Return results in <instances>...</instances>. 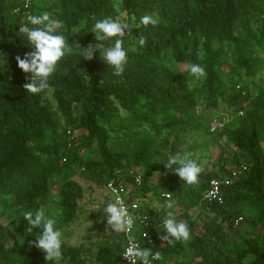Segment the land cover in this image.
Masks as SVG:
<instances>
[{"label": "trees", "instance_id": "16d2710c", "mask_svg": "<svg viewBox=\"0 0 264 264\" xmlns=\"http://www.w3.org/2000/svg\"><path fill=\"white\" fill-rule=\"evenodd\" d=\"M42 11L60 21L68 51L50 89L32 94L15 57L35 51L19 28ZM144 15L156 23L140 25ZM133 16L121 74L99 50L82 57V48L112 43L96 39L97 20ZM189 63L205 77L195 81ZM212 147L216 162L202 166ZM177 153L201 166L197 183L164 168ZM76 177L130 190L145 217L131 238L161 253L153 264H264V0H0V264H121L124 233L98 248L63 243L50 262L30 243L38 229L27 232L24 214L47 198L60 230L75 221L84 197ZM169 201L188 240H161Z\"/></svg>", "mask_w": 264, "mask_h": 264}, {"label": "clouds", "instance_id": "9594fccd", "mask_svg": "<svg viewBox=\"0 0 264 264\" xmlns=\"http://www.w3.org/2000/svg\"><path fill=\"white\" fill-rule=\"evenodd\" d=\"M25 19L26 22L19 28V33L26 35L35 51L25 53L23 57L16 56L15 59L17 67L22 72L31 74L30 82L23 85L24 89L28 93L36 94L50 89L49 80L68 51V44L65 36L56 31L60 27V21L54 19L49 12L26 14ZM131 19V24L112 17L97 20L91 28V31L96 34V39L105 42L112 41V43L110 46L98 44L82 48V57L85 60H91L94 52L99 50L103 61L113 67L115 74H121L128 54L122 37L128 34L134 26H138L135 25V17ZM155 23L156 21L150 15L141 16L139 20V24L144 26ZM136 43L144 46L145 37L139 36ZM186 70L195 81L206 75L204 67L198 63L187 64ZM163 166L167 170L174 171L183 182L189 185L198 182L202 171L201 166L195 160L182 157L178 153L169 155ZM137 182L139 183V179ZM108 187L111 188V184ZM113 191L116 190L113 189ZM120 201V196L109 200L101 209L102 217L106 221L107 228L115 233H128L134 226L135 218L129 214ZM164 207L166 212L162 217V228L165 235L161 236V240L168 244H171L173 240H188L190 232L186 223L177 221L174 217L172 211L174 202L169 201ZM24 219L28 225L27 232L31 233L33 229H38L36 239L30 243L43 251L48 262L58 261L62 257L63 234L57 227L55 216H46L44 209L40 208L25 212ZM123 257L129 261V264H137V262L153 264V261L161 259V253L142 248L134 240H129Z\"/></svg>", "mask_w": 264, "mask_h": 264}, {"label": "rangeland", "instance_id": "374dc122", "mask_svg": "<svg viewBox=\"0 0 264 264\" xmlns=\"http://www.w3.org/2000/svg\"><path fill=\"white\" fill-rule=\"evenodd\" d=\"M223 113L224 118L230 114V112L227 111ZM219 153L220 152L218 148H209L208 152L204 153L205 156L202 158V166L207 162L215 163ZM200 155L201 153H198L197 157ZM75 180L83 186L84 197L83 201L81 202V210L78 213L75 221L67 228L61 229L63 234V243L73 246L90 241L94 248L106 245L109 243L110 239H116L120 233H115L109 228L103 230L106 221L102 217L101 209L107 200L105 190L102 188H96L94 184H90V182L81 177H76ZM41 208L44 209L47 216H55V218L59 216L60 210L52 198L43 200L41 202ZM198 214V212L193 213L195 217H198ZM1 221L2 220H0V223ZM35 239L36 237L34 240Z\"/></svg>", "mask_w": 264, "mask_h": 264}, {"label": "built area", "instance_id": "2783aa9c", "mask_svg": "<svg viewBox=\"0 0 264 264\" xmlns=\"http://www.w3.org/2000/svg\"><path fill=\"white\" fill-rule=\"evenodd\" d=\"M216 126H221L220 124L216 123L215 121L212 123V130L216 127ZM233 179L237 178V174L235 172L232 173L231 176ZM138 180V179H136ZM111 184V188L108 187V185ZM221 182L218 180H211L210 182V190L207 192V194L205 195V197L208 200H214L216 199V195L218 193V189L220 186ZM113 189H115L116 191L114 192ZM105 194H106V201L105 204L109 201V200H114L116 196H120L121 197V203L126 207L127 211L129 212V214H131L134 218L135 221L136 220H140L141 222L145 221V217L141 218L140 215L138 214V204L131 200V194H130V190L123 184L121 183H115L114 181H110L108 183H106L105 185ZM165 197L167 198L168 195H165ZM219 200V199H218ZM133 230V228H132ZM132 230L128 233H124L125 237L127 239V242L123 248V251L121 253V264H129V261L123 257V253H124V249L128 246L129 240H133L131 238V233ZM147 235L146 233H142L141 237L145 238ZM138 245L141 246V243L137 240H134ZM137 264H140V262H137Z\"/></svg>", "mask_w": 264, "mask_h": 264}]
</instances>
